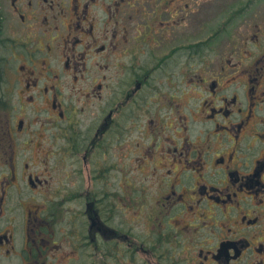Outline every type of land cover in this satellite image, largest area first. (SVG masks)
<instances>
[{
    "label": "flooded vegetation",
    "instance_id": "flooded-vegetation-1",
    "mask_svg": "<svg viewBox=\"0 0 264 264\" xmlns=\"http://www.w3.org/2000/svg\"><path fill=\"white\" fill-rule=\"evenodd\" d=\"M0 264H264V0H0Z\"/></svg>",
    "mask_w": 264,
    "mask_h": 264
}]
</instances>
